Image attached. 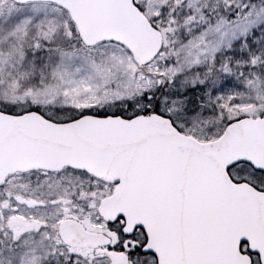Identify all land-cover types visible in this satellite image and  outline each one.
I'll use <instances>...</instances> for the list:
<instances>
[{
    "label": "snow or ice",
    "instance_id": "6c2138e0",
    "mask_svg": "<svg viewBox=\"0 0 264 264\" xmlns=\"http://www.w3.org/2000/svg\"><path fill=\"white\" fill-rule=\"evenodd\" d=\"M0 264H264V0H0Z\"/></svg>",
    "mask_w": 264,
    "mask_h": 264
}]
</instances>
